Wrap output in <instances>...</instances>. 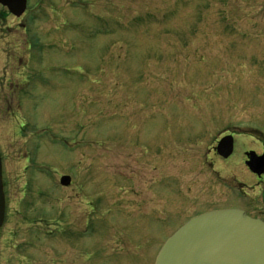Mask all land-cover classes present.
I'll return each instance as SVG.
<instances>
[{"label":"rangeland","instance_id":"obj_1","mask_svg":"<svg viewBox=\"0 0 264 264\" xmlns=\"http://www.w3.org/2000/svg\"><path fill=\"white\" fill-rule=\"evenodd\" d=\"M29 3L41 54L0 84V264H154L192 215H264L243 163L264 149V0Z\"/></svg>","mask_w":264,"mask_h":264},{"label":"water","instance_id":"obj_2","mask_svg":"<svg viewBox=\"0 0 264 264\" xmlns=\"http://www.w3.org/2000/svg\"><path fill=\"white\" fill-rule=\"evenodd\" d=\"M16 17L25 10L26 0H0ZM232 138L223 137L216 146L223 159L232 153ZM247 168L257 176L264 171V155L246 154ZM0 159V227L4 218V194ZM59 184L67 187L68 176ZM154 264H264V221L240 210L210 211L194 217L174 232L160 248Z\"/></svg>","mask_w":264,"mask_h":264},{"label":"flooded vegetation","instance_id":"obj_3","mask_svg":"<svg viewBox=\"0 0 264 264\" xmlns=\"http://www.w3.org/2000/svg\"><path fill=\"white\" fill-rule=\"evenodd\" d=\"M7 1H9V0H7ZM29 2H30V0H27L26 9H28L27 7L30 4ZM71 5H72V8H77L76 5L73 6L74 5L73 2H71ZM26 9L21 16L16 17V16L8 13L6 6H3L2 4H0V67L4 70V77H5L7 72H10V75L5 80L3 79V77H1L0 84H4L5 82L8 81L9 82L8 87L13 88L12 89L13 91H14V88L16 90V88L18 87L15 84V82L13 81V79L17 78L18 75H20V72H21L20 68H23L22 66H26V67L30 66V65L32 66L33 61H34V55L36 56L38 54L39 55L41 54V49H38V50L35 49L34 50V47L31 43H29V44L27 43V45H26V36L22 37V36H24V31H25L26 27H32V24L34 22L33 15L37 11L40 10V7L38 5L30 6L29 12H27ZM24 16H25V21H26L25 26L20 23L21 22L20 20L22 19V17L24 18ZM13 23H15V26H13ZM31 31H32V29H30L27 32H31ZM20 36H21V40H22L21 43L19 41ZM30 58L33 59L32 62H30ZM56 70H59V69L56 68ZM13 96L14 97H12L11 101H13V99L16 98V95H13ZM253 135L261 136L260 132L256 129H254ZM235 142L236 141H235L234 137H232L233 149L235 146ZM248 152H252V151H250V150L244 151V153H243L244 157H245V159L243 160L244 164L248 161V158L246 157V154ZM215 153H216L217 157H219L216 150H215ZM263 154H264V149H262V151L260 153H257L256 155L261 156ZM219 158H221V157H219ZM228 158H226V159H228ZM221 159L226 160L223 158H221ZM247 170H248V168H247ZM249 174L251 175L252 180L254 179L256 184L261 182L262 179H264V172L261 176H256L255 174L251 173L250 171H249ZM242 188L243 189H241V190L244 191L245 188L244 187H242ZM242 199L248 200V197L246 196L245 198L243 197ZM223 209L241 210L240 208H235V207L234 208H223ZM241 211H243V210H241ZM204 212H208V211H202L200 213L192 215L191 217L186 219L182 224L178 225L175 229H173L172 232H174L176 229H178L180 226H182L184 223H186L191 218L195 217L196 215L202 214ZM243 212L251 218H255V219H259V220L264 221V215L253 217V216L249 215L246 211H243ZM4 224H5V212H4V219H3V223H2V226L0 228V231L2 230ZM4 264H13V263L9 260H6V261H4ZM46 264H49V263L47 262Z\"/></svg>","mask_w":264,"mask_h":264}]
</instances>
